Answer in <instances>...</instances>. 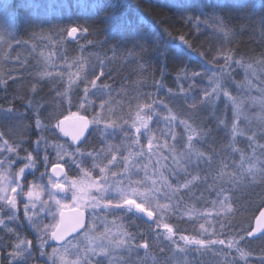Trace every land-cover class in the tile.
Returning <instances> with one entry per match:
<instances>
[{"label":"snow or ice","instance_id":"6c2138e0","mask_svg":"<svg viewBox=\"0 0 264 264\" xmlns=\"http://www.w3.org/2000/svg\"><path fill=\"white\" fill-rule=\"evenodd\" d=\"M57 3L67 7L66 0H52V4ZM226 3L227 0H217L216 4L208 6L207 11H201V0H162L161 7L184 24L194 25L198 32L202 24L212 28L215 44L205 50L194 46L188 33L174 35L168 27H161L143 14L134 12L129 0H91V7L95 10L93 15L100 17L110 31L113 41L111 58L105 55L91 60L81 56L69 60L63 54L68 43H76L81 52L87 45L97 43L86 38L97 31L87 21L54 24L47 31L33 30L27 33V39L13 35L11 31L0 32V52H7L5 59L15 53L19 68L31 64L22 52L36 60L37 65L43 61V66L37 67L38 74L29 73L32 95L42 80H51L48 75L51 71H44L50 60L51 68L59 69L57 75L65 85L64 93L57 97L61 105L65 96L70 103L74 92L80 94L75 106L77 110L69 113L79 121V130L70 131L63 124L67 117L61 114L53 125L63 137L59 142L49 143L42 139V122L36 118L38 112L33 113L36 140H32V144L34 148L43 145L41 160L45 171L40 176H47L48 187L42 182L37 183L38 178L29 181L26 175L27 170L37 169L39 161L36 156L30 152L21 155V145H10L0 130V153L5 154L0 158V226L4 227L7 220H17L22 205L24 215L36 233V246L41 248V255H47L49 264H125L122 253L128 252L130 258L133 250L138 253L141 249L146 255L143 258L137 256L139 264L144 261L156 264V259L147 255L149 238L143 231L138 234L129 231L123 221L133 211L143 214L149 221L155 220L159 213L161 219L152 225V239L159 242L160 236H164L171 246L169 260L172 264H197V259L191 255L193 252L201 257L211 256L212 264H251L252 259L264 261V254H254L242 243L249 238L264 239V188L252 206L247 226L239 233L226 237L222 231L224 224H220L221 231L217 232L216 221L212 219L214 211L215 216H220L217 206L225 214L234 216L239 211L237 194L257 184L264 185V91L246 88L243 81L237 82L232 76L237 69L244 71V63L229 47L224 18L218 12ZM82 38L85 39L83 45L80 44ZM172 42H178L198 55L200 68L205 69L197 71L182 65L174 77L179 91L187 96L198 88L200 104L211 108L213 118L216 104L221 100L224 102V115L215 118V123L217 130L222 129L227 137L221 149L228 154L227 158L200 147L212 130L205 129L202 123L197 125L195 114L183 118L165 115V128H161V113L153 107L155 99L150 93L142 94L145 102L136 104L134 117L131 112L118 115L109 103L115 89L102 77L111 78V65L117 59V53L124 54L120 59L139 56V61L144 62L137 61V66L143 71L147 64L144 60L147 49L167 57ZM54 56L56 60L52 59ZM205 64L214 65L221 71L210 74ZM261 66H264V59L257 66L258 75L264 78V73L259 72ZM164 75L162 72L161 77ZM9 81L16 85L22 83L12 70L0 73V88L8 89ZM185 81L188 82L187 89L184 88ZM252 83L259 81L252 77ZM241 91L259 94L245 97ZM20 98L13 95L7 106L0 105V114L14 113L16 101ZM97 101L100 102L97 104ZM25 103L32 107L30 100ZM189 107H197L195 97ZM229 110L231 120L227 115ZM154 117L157 118L155 126L150 127ZM177 125L183 126L182 138L174 131ZM117 133L119 140L115 139ZM93 135L100 143L85 147ZM241 138L247 140V150L239 147ZM201 165H204L203 169ZM201 185L203 191L195 200H203L204 206L197 210L193 196ZM204 191L214 194L215 199H205ZM161 196L167 201L163 205ZM5 212L10 215L5 217ZM176 212L180 213L178 218L197 222L191 234H184L189 230L178 232L175 225L168 222ZM41 214L47 218H41ZM198 217L207 219L198 221ZM209 224L212 227H208ZM9 231L16 239L13 249L7 250L8 264L26 261L32 240L16 233L14 228ZM141 236L144 238L140 239ZM225 248L227 253L223 251ZM2 255L0 253V257ZM0 264H3L2 258ZM199 264L208 262L200 260Z\"/></svg>","mask_w":264,"mask_h":264},{"label":"trees","instance_id":"16d2710c","mask_svg":"<svg viewBox=\"0 0 264 264\" xmlns=\"http://www.w3.org/2000/svg\"><path fill=\"white\" fill-rule=\"evenodd\" d=\"M201 2L203 5L201 11H207L208 6L216 4L217 0H201ZM66 3L67 7L60 3L52 4V0H0V32L11 31L13 35L27 39V33L33 30L37 32L42 29L47 31L54 24L58 25L75 20H79L80 23L87 21V23L93 24L97 31L86 38L97 43L87 45L83 52L80 51L76 43H68L65 46L73 54L80 52L86 59L95 60L96 57L103 58L105 55L111 58L113 52L110 49L113 41L111 40L110 31L106 25L102 24L100 17L93 15L95 10L91 7V0H66ZM129 3L134 12L143 14V16L148 17L153 22L160 24L161 27H168L169 30L173 31L174 35H177L178 32L188 33L193 45L201 47L202 50L207 49L212 43L213 45L215 44L211 27L202 24L201 31L198 32L194 25L184 24L183 21L177 19L176 15H172L166 8L161 7L162 0H129ZM218 12L224 18L223 23L226 25L225 30L228 33L229 47L234 50L236 57L243 63H254L264 59V0H227L226 6L218 9ZM199 19L203 20L204 18L199 17ZM33 27L35 28L32 29ZM84 43L85 39L82 38L80 44L83 45ZM169 47L170 52L167 57L150 48L147 49L144 54V60L147 61V64L143 71L137 66L139 56L134 55L128 59H120L124 54L117 53V59L111 65L113 67L111 78L102 77V79H105L115 89L111 92L109 100L112 101V107L118 115L132 113L136 109L138 102L143 105L145 102L142 96L143 93H150L154 99L156 97L162 99L164 94L161 95V91L165 89L178 93L179 88L174 81V77L182 65H188L190 69L195 68L197 71L205 70L200 68L201 61L198 55L189 52L182 45H179L178 42H172ZM14 58L15 53L7 59L8 66L1 73L6 74L12 70L13 73H16L14 76L21 78L22 83L16 85L11 84V81H9L10 86L8 89L0 88V105L7 106L9 99L13 95L21 98L16 101V111L14 113L0 114L6 115L9 119L8 129H6V125H4L0 116V130L7 136V141L10 145H21V155L25 152H30L36 156L39 161L37 169H29L26 172L28 180L32 181L34 178L42 177L40 173L45 171L44 161L41 160L42 151L37 147L34 148L32 144V140H36L33 131L34 112L25 103L32 98V79L27 78L22 69L13 65L11 61ZM209 59H211L210 56ZM139 62L143 63L144 61ZM204 67L209 73L211 69H215L214 65L205 64ZM162 72L165 73L163 77H161ZM122 82L124 84L123 90H121ZM161 82L163 86H161ZM197 83L199 82L197 81ZM183 84L184 88L187 89L188 82L185 81ZM54 90H59V84L54 88L52 84L50 85L46 80H42L37 86L36 95L33 96L43 102L38 117H36L42 122V139L59 142L63 140V137L58 135L53 125L59 120L61 114L65 116V112H57L59 100L54 95ZM198 91L199 89L197 88L191 93L196 94ZM75 96L74 93L71 98L72 103L75 102ZM99 102L97 101V103ZM10 125L11 127H9ZM222 133L224 139L220 144L223 148L227 137L223 131ZM95 140V138H92L85 147L92 146ZM97 143H100L99 140H97ZM207 150L213 151L212 148ZM4 156V153H0V158H4ZM200 194L201 190H198L195 195ZM9 215V212L4 213L5 217ZM127 219L132 232L139 233L141 230H149L148 232L150 233L153 225L151 222L139 220L134 216H129ZM169 222L175 225L178 232L189 230L185 231L184 234L190 233L194 228L193 224L180 220L172 219ZM224 227L225 231L227 229L234 230ZM12 228L15 229L16 233L21 236L26 235L29 240H32V251L34 253L37 252V239L26 225L23 206L21 205L18 219L7 220L4 227L0 226V253H3L0 258H2L3 264H8L7 250L13 248V242L16 239L15 234L9 231ZM140 238L143 239L144 237L141 236ZM258 240L262 241L264 239L244 240L242 243L252 253L264 254V246L260 248L252 246V243ZM150 250L153 251V249ZM252 263L260 264L255 259H253Z\"/></svg>","mask_w":264,"mask_h":264},{"label":"rangeland","instance_id":"374dc122","mask_svg":"<svg viewBox=\"0 0 264 264\" xmlns=\"http://www.w3.org/2000/svg\"><path fill=\"white\" fill-rule=\"evenodd\" d=\"M63 54L66 55L69 58V60H71L72 58H77V57L83 56V54H81L80 52H76L73 54L67 46H65V50L63 51ZM6 55H7V52H0V73L2 71H4V69H6V67L8 66L7 59H5ZM46 55H47V53H46ZM22 56H27L28 59L31 61V64L27 68H20V69H22L25 72V76L27 78L32 79V77L29 75V73H32L34 75L38 74L37 73V67H42L43 61H41L40 65H37V61L32 60V58L30 56H28L27 53L22 52ZM52 59L56 60L57 57L54 56ZM14 61H15V58L11 62L13 63L14 66H16V62H14ZM260 62L261 61H259V62L257 61L254 63H244V71L242 72L239 69H237L236 71H234L232 73V76L235 78V80L237 82L243 81L245 83L246 88H251V89H257L258 88L260 91H264V78H262L261 75H258V67L257 66L260 65ZM51 64H52V61L51 60L48 61V67H44V71L45 72L51 71V73H48V75H50L52 78H51V80H49V79H44V80H46L48 82V84H50V85L52 84L54 88H56V86L59 84V90H54V92H53L54 95L56 97H58V95H61L64 93L65 85L61 83L62 78L58 77V75H57V72L59 71V69H52ZM16 67H18V66H16ZM223 70L227 71V69H223ZM213 71L219 73L221 71V69H219V68L214 69L213 68L210 70V74ZM259 72L264 73V66L259 67ZM13 75H16V73H13ZM252 77H255L256 80L259 81V83H257V84L252 83ZM66 78L67 77H65V79ZM61 84H62V86H61ZM232 88L234 91L233 94H235V91H236L235 85H233ZM105 91H107V90H105ZM74 93L76 95L75 96L76 97L75 102L69 103L68 97L65 96L63 105H61V101L59 100L57 112L64 111L65 116H70L69 113L75 112L77 110L75 106L79 103L80 94H79V92H74ZM162 94H164L163 98L158 99V97H156L155 98V104L153 105V107L156 108V110L161 113V116L159 118L161 128H165V121L163 119V117L165 115H177V116L183 118L187 115L195 114L197 117V120H196L197 125L202 123V125L205 129L211 128V130H212L211 133L208 135L207 139L204 140V142L200 145V147L203 148V150L206 152H210L207 149L212 148L213 151L220 153L221 156H223L224 158H227L228 154L223 153L221 151L222 146L220 143L224 139V136L222 133L223 130L222 129L217 130L216 123H215V118H221L224 115V102H223V100H221L220 102H218L216 104V106H215V118H213L211 108H209L207 104H203V105L200 104V98L201 97H200L199 91L196 94L188 93V95L185 96V94L180 92V91L178 93H176L173 90L170 91L168 89H165V90L161 91V95ZM258 94H259L258 92L241 91V95H244L245 97H247L249 95H258ZM31 96H32V98L30 99L31 105H32L31 109L33 110V112H38V114H39V111L43 106V102H41L42 100L39 101V99L34 97L33 95H31ZM193 97L196 98V103H197V107L195 109H192L189 107V104L192 103ZM39 98L42 99L41 96H39ZM71 98H72V96H71ZM109 103L112 106L111 100H109ZM165 105L167 107H165ZM97 111H99V108H97ZM253 111H255V109H253ZM132 115L134 117L135 110L132 112ZM227 115L229 117V120H231V116H232L231 110L228 111ZM0 116H1V119L4 123V125H6V129H8L7 126L9 123V119L7 118L6 115H0ZM89 118H91V110L89 112ZM156 119H157L156 117L153 118V122L150 124V127L155 126ZM189 122L191 123V121H189ZM174 131L177 133V135L179 137H181V138L183 137V135H184L183 126H178V125L175 126ZM92 138L96 139V137L94 135ZM119 138H120L119 133H117L115 139L119 140ZM47 142L52 143V141H48V140H47ZM247 143H248L247 140L241 138L239 141V147L241 149L247 150ZM96 144H98L97 139L95 141H93L92 145H96ZM42 147H43V145L37 146V148H39L40 150L42 149ZM51 151L52 150L49 149V152H51ZM238 158L239 157H237V159ZM229 163H231L230 160H229ZM193 167H195V166L193 165ZM214 167H215V165L213 166V168ZM201 168L203 169L204 165H201ZM149 173L150 174L152 173L151 166H149ZM48 174H49V171H48ZM140 175L143 176V173H141ZM153 178H155V177H153ZM41 182L45 184V187H48L47 183H46L47 182V176L39 177V180H37V183H41ZM203 188H204V186L201 185L200 190L203 191ZM262 188H264V185L257 184L255 186H252L250 188L245 189L241 193H238L237 194L238 199L236 200V203H237L239 211L234 216L225 214L223 209H219V206H217V209L220 212V216H215V211H214L213 212L214 217H212V219L216 221L217 232L221 231V228H220L221 223H223L224 226H226L230 229H234L233 231L229 230V229H227L225 231V227H224L222 229V231L224 232L226 237L237 234L240 232V230L243 227H246L247 226L246 222L249 219V217L253 211L252 206H253V204H255L259 200L258 194H262L261 193ZM49 190H51V189L49 188ZM196 196L199 197L200 195L193 196V199H194L193 203L195 204V207L198 210L200 207L204 206V202H203V200H195ZM204 196H205V199H209V200L215 199V195L214 194L209 195L207 191H204ZM160 201H161V205H163V202H167V201H164L163 196L160 197ZM173 207H175V205H173ZM181 207H184V205H181ZM29 211H31V209H29ZM37 211H39V210H37ZM132 213H129L128 216H126V218L123 221L125 227H127L129 231H131V229L129 227V223H128L129 220L127 219V217L134 216V215H132ZM179 216H180V213L176 212L169 220H172V219L176 220V221L180 220V221L185 222V223L193 224L194 227L196 226V224H197L196 221H191V220H188L186 218L181 219V218H178ZM141 217H143L144 220L149 221L147 219V217L144 216L143 214H141ZM41 218L46 219L47 217H44L43 214H41ZM24 219L26 221V225H27L28 229L32 232V235L37 239L36 233L34 232L33 228L30 226L25 215H24ZM109 219H112V218L110 217ZM160 219H161V217L158 213L156 219L149 221V222L154 224V223H157ZM206 219H207L206 217H198L197 218L198 221L199 220H206ZM169 220H168V222H169ZM177 226H179V225H177ZM207 226L212 227L211 224H209ZM115 230L116 229H114V231ZM141 231H143L145 233V235L149 238L150 248L147 252V255L149 257H154L156 259V264H172V261L169 260V256L171 255V253H170L171 246L169 245L168 241L166 239H164V236L161 235L159 238V242H157V241L152 239L151 231H150V233L148 232L149 230H141ZM133 233H136V232H133ZM188 234H191V233H188ZM247 244L250 245L251 243H247ZM252 244H253L252 246H255L256 248H260V247L264 246V240H262V241L258 240L256 242H253ZM217 247L219 248V245ZM50 248H51V245H49V250H50ZM150 249H153V251H151ZM161 249H163V251ZM223 251L225 253H227L228 249L225 248V249H223ZM40 252H41L40 247L37 248L36 253H34L31 249V251L28 252V259L26 261H23V262L18 260V261H16V264H49V260H48L47 255H41ZM122 255L125 258V264H139V261L137 260V256L143 258L146 255V253L143 249H141L138 253L136 252V250H133L130 258H129L128 252H124V253H122ZM191 255L197 259V264H199L200 260L201 261H207L208 264H212L213 258L211 256L201 257L199 253H195V252L191 253ZM232 255H235V253H232ZM189 259H191V257H189ZM252 261H253V259L251 260V264H254V263H252ZM7 262H8V255H7ZM259 262H260V264H264V261H259ZM144 264H150V262L144 261Z\"/></svg>","mask_w":264,"mask_h":264},{"label":"water","instance_id":"95a60500","mask_svg":"<svg viewBox=\"0 0 264 264\" xmlns=\"http://www.w3.org/2000/svg\"><path fill=\"white\" fill-rule=\"evenodd\" d=\"M67 118L63 120V124L65 126H67V128L70 130V131H78L79 130V121L74 118V117H71V116H66ZM50 171V170H49ZM51 174V173H50ZM257 216H258V213H257ZM250 240H253L251 238H249ZM55 243V242H53Z\"/></svg>","mask_w":264,"mask_h":264},{"label":"flooded vegetation","instance_id":"af4514ba","mask_svg":"<svg viewBox=\"0 0 264 264\" xmlns=\"http://www.w3.org/2000/svg\"><path fill=\"white\" fill-rule=\"evenodd\" d=\"M49 174H50V171H49ZM54 179H55V177H54ZM132 215H134V217H136L139 220H144L143 217H141L140 213H135V211H133Z\"/></svg>","mask_w":264,"mask_h":264}]
</instances>
